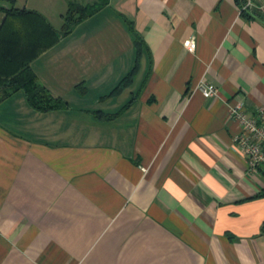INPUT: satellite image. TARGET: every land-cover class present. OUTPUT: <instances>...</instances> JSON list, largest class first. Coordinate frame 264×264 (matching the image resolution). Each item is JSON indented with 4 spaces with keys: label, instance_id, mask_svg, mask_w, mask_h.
Masks as SVG:
<instances>
[{
    "label": "crops",
    "instance_id": "0c3cea01",
    "mask_svg": "<svg viewBox=\"0 0 264 264\" xmlns=\"http://www.w3.org/2000/svg\"><path fill=\"white\" fill-rule=\"evenodd\" d=\"M68 2L0 0V30L14 7L59 31L31 67L66 103L0 104V264H264V174L228 113L264 107V12L110 0L63 36Z\"/></svg>",
    "mask_w": 264,
    "mask_h": 264
},
{
    "label": "trees",
    "instance_id": "16d2710c",
    "mask_svg": "<svg viewBox=\"0 0 264 264\" xmlns=\"http://www.w3.org/2000/svg\"><path fill=\"white\" fill-rule=\"evenodd\" d=\"M10 1L14 2V0ZM236 1L242 9L245 0ZM68 3L60 29L63 36H68L81 22L106 8L110 0H95L92 4L69 0ZM241 14L247 19L251 18V14L243 10ZM127 23L134 36L139 55L143 39L135 26L128 21ZM58 40L59 31L55 30L38 12L14 7L6 10L5 22L0 30V104L15 92L23 90L28 103L37 111L47 112L66 107L62 99L53 97L50 91L38 81L31 67V62L55 46ZM133 75L134 72L126 77L121 87L128 85ZM98 116L105 120H112L117 115L108 116L98 113Z\"/></svg>",
    "mask_w": 264,
    "mask_h": 264
},
{
    "label": "built area",
    "instance_id": "2783aa9c",
    "mask_svg": "<svg viewBox=\"0 0 264 264\" xmlns=\"http://www.w3.org/2000/svg\"><path fill=\"white\" fill-rule=\"evenodd\" d=\"M242 10L251 15L262 13L264 0H245ZM199 90L207 96L216 93L205 85ZM228 113L240 126V131L233 137L236 150L245 158L251 173L264 174V107L256 114H249L246 103L238 101L229 105Z\"/></svg>",
    "mask_w": 264,
    "mask_h": 264
},
{
    "label": "rangeland",
    "instance_id": "374dc122",
    "mask_svg": "<svg viewBox=\"0 0 264 264\" xmlns=\"http://www.w3.org/2000/svg\"><path fill=\"white\" fill-rule=\"evenodd\" d=\"M76 1H78V2H83V3H88V2H90L91 4H92V2H93V0H76Z\"/></svg>",
    "mask_w": 264,
    "mask_h": 264
}]
</instances>
